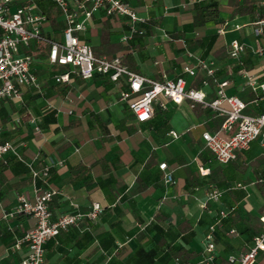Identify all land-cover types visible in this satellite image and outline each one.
I'll return each mask as SVG.
<instances>
[{"label":"crops","instance_id":"obj_1","mask_svg":"<svg viewBox=\"0 0 264 264\" xmlns=\"http://www.w3.org/2000/svg\"><path fill=\"white\" fill-rule=\"evenodd\" d=\"M31 1L38 11L48 12L44 34L61 41L63 21L58 11L46 0ZM122 1L147 19L139 26L143 35L122 42L127 20L99 10L79 34L94 54L119 57L128 69L155 81L183 77L189 87L201 89L207 101L214 98V91L211 84L201 87L204 71L197 68L195 78H190L183 68L211 60L216 78L229 82L226 93L246 104V114L264 111V95L256 100L243 76L246 72L264 83V53H256L264 47V26L260 35L254 34L258 17L264 14V0H213L219 23L198 26L193 6L211 0ZM232 40L247 47L238 61L227 54ZM38 48L29 52L39 88H22L21 103L0 104L2 138L20 156L19 160L9 153L5 163L0 161V205L10 210L19 195L33 202L35 187H43L58 190L49 205L54 218L76 209L87 212L94 202L103 209L97 220L83 219L46 241L44 264H226L228 255L248 249L252 240L247 242L238 227L243 230L250 222L261 232L257 218L264 216V192L256 179L257 174L264 178V148L258 141L236 153L233 167L221 165L204 148L202 133L220 130L222 117L199 105L191 109L186 100L175 105L163 98L159 102L164 109L155 104L160 109L154 107L153 118L138 124L128 103L119 100L126 89L123 79L112 83L99 75L85 81L71 76L68 84H57L56 72L47 62L48 49L40 54ZM170 131L179 137L172 139ZM28 163L36 169L50 167L47 185L33 184ZM162 163L172 173L170 184L158 167ZM240 166L242 179L233 170ZM200 168L208 170L207 175H200ZM236 183L245 190L231 188ZM213 188L224 190L217 202L206 199ZM220 211L227 217L213 233L215 257L204 261L205 236ZM34 226L29 216L4 220L0 210V264L21 263L26 247L13 246ZM256 264H264V252Z\"/></svg>","mask_w":264,"mask_h":264},{"label":"built area","instance_id":"obj_2","mask_svg":"<svg viewBox=\"0 0 264 264\" xmlns=\"http://www.w3.org/2000/svg\"><path fill=\"white\" fill-rule=\"evenodd\" d=\"M63 21L62 40L57 41L47 37L43 27L47 23L44 13L37 10L31 0H0V104L4 100L17 103L23 101L22 88H39L37 77L32 72L34 62L29 51L46 45L47 62L51 67L64 68L62 72L53 75L57 84H68L71 76L82 80H90L99 75L112 83H118L123 79L126 87L119 95L120 101L128 103L135 121L138 124L149 122L154 115V105L164 109L159 102V96L169 99L173 104L180 105L185 100L190 102V108L199 105L202 109L210 110L223 118L220 130L215 133L203 132L202 140L204 148L209 151L215 161L226 165L236 159L238 151H246L254 141L264 146V111L256 116L246 114V104L237 96L228 95L227 80H219L215 76L214 63L211 60H198L196 67H184L183 73L190 78H195L196 69L204 71L205 78L201 80V87L213 86L214 98L207 101L205 93L201 89L191 88L183 77L155 81L128 69L119 57H105L95 55L91 47L79 39V34L87 28V22L93 13L102 10L107 16L119 17L127 20V34L121 37V41L128 43L136 36L143 35L144 31L139 26L145 25L147 19L140 17L122 0H51ZM256 36L262 33L264 18L255 23ZM247 47L238 40H232L227 48V54L231 59L239 60L246 53ZM264 53V47L256 51ZM245 84L256 94L257 99L264 95V83H257L250 75L243 72ZM222 133L228 134L223 137ZM172 139L179 137L175 131H170ZM15 155L19 160L17 148L9 141L3 140L0 126V161L5 163L7 154ZM33 184L40 181L48 184L50 167L34 168L28 163ZM159 169L163 173L166 184L173 182L172 173L167 171L165 163L160 164ZM208 170L199 169V174L207 175ZM264 183V178L259 180ZM233 189L245 190L242 183H236ZM224 190L213 188L206 194L207 201L217 202ZM58 190L54 188H37L34 190V201L30 202L24 195L16 198V204L10 210H3L0 205L2 219H16L21 216H29L35 220L34 228L24 237L16 240L13 249L19 250L26 247V256L20 264H44L43 245L49 239L56 237L61 231H66L72 226L86 219L95 221L101 215L102 206L94 202L87 212L61 214L53 217L49 205L57 196ZM227 217V212L220 211L214 224L209 228L205 236L204 261H213L215 244L213 233L217 226ZM261 232L252 238L251 245L246 251L230 254L226 258V264H256L259 253L264 252V216L259 218ZM233 232V231H232Z\"/></svg>","mask_w":264,"mask_h":264},{"label":"trees","instance_id":"obj_3","mask_svg":"<svg viewBox=\"0 0 264 264\" xmlns=\"http://www.w3.org/2000/svg\"><path fill=\"white\" fill-rule=\"evenodd\" d=\"M46 1H47L48 5H50V6L53 5V3H52L51 0H46ZM193 10L195 12V19H194L195 25L198 26V25L204 24V23H206L208 21H213L215 23H219V19H218V7H217V3L215 1L211 0L209 3H207L205 5L196 4V5L193 6ZM43 11H44V14L46 16H49L48 15V12H46L45 10H43ZM259 18L260 19L264 18V14H260L259 17H258V19H257V21L260 20ZM38 49H40V54H44V48L39 47ZM261 161L264 162V156L261 158ZM226 165L229 166V167H233V165H232L231 162L228 163V164H226ZM233 170H236L239 173H241L242 176H240L239 178L242 179V177L244 175L243 174V172H244L243 168L240 166V167H235ZM233 170H231V172ZM256 179H257V186H258V188L264 192V184L262 182H259V180L262 179V176L259 175V174H257L256 175ZM246 181H247V179H244V182H246ZM229 187H231V186H229ZM257 220L261 224V222L259 221L258 218H257ZM238 230L241 233H246V235H247L246 241L247 242H250L255 235H258L260 233L258 231V229L257 228H254L253 227V224H251L250 222L249 223L248 222L245 223L243 230H241L239 227H238ZM159 242H160V240L157 241V243H159ZM147 255L149 256L150 254H147Z\"/></svg>","mask_w":264,"mask_h":264},{"label":"rangeland","instance_id":"obj_4","mask_svg":"<svg viewBox=\"0 0 264 264\" xmlns=\"http://www.w3.org/2000/svg\"><path fill=\"white\" fill-rule=\"evenodd\" d=\"M41 48H47L46 47V45L45 44H43L42 46H40ZM96 55V54H95ZM64 70V68H62V67H59V66H54V67H52V69H51V71H53V72H62ZM156 81H161V80H159V79H157ZM162 99H163V97L162 96H159V101H162ZM154 107H155V109H160V108H158V106L157 105H154ZM263 148H264V146H263ZM239 152V151H238ZM255 165V163H253V166Z\"/></svg>","mask_w":264,"mask_h":264}]
</instances>
